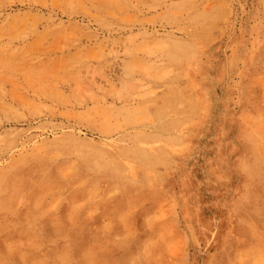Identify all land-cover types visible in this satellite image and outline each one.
Instances as JSON below:
<instances>
[{"label":"rangeland","instance_id":"374dc122","mask_svg":"<svg viewBox=\"0 0 264 264\" xmlns=\"http://www.w3.org/2000/svg\"><path fill=\"white\" fill-rule=\"evenodd\" d=\"M0 264H264V0H0Z\"/></svg>","mask_w":264,"mask_h":264},{"label":"bare ground","instance_id":"6f19581e","mask_svg":"<svg viewBox=\"0 0 264 264\" xmlns=\"http://www.w3.org/2000/svg\"><path fill=\"white\" fill-rule=\"evenodd\" d=\"M253 164V163H252ZM252 166V165H251ZM251 174V173H250Z\"/></svg>","mask_w":264,"mask_h":264}]
</instances>
